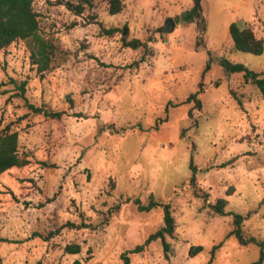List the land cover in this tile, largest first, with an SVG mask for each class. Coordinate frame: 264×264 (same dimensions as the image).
I'll return each instance as SVG.
<instances>
[{"label": "rangeland", "instance_id": "374dc122", "mask_svg": "<svg viewBox=\"0 0 264 264\" xmlns=\"http://www.w3.org/2000/svg\"><path fill=\"white\" fill-rule=\"evenodd\" d=\"M121 2L110 14L109 0H36L39 35L53 49L42 74L31 40L0 53V131L18 134L29 161L0 175L2 263L122 264L126 253L130 264H208L220 244L210 264H252L259 248L230 232L240 214L243 236L264 241V99L220 60L264 72V51H234L228 32L246 23L264 41V0H202L203 32L181 20L191 0ZM168 18L173 30L160 33ZM112 28L119 32L103 34ZM122 37L143 46L124 47ZM21 81L28 102L65 115L31 114L15 88ZM197 92L200 109L185 103ZM149 195L175 217L167 257L160 240L129 253L163 224L161 208L140 212L132 203ZM219 198L225 215L211 208ZM69 245L79 253H67ZM191 246L203 250L189 258Z\"/></svg>", "mask_w": 264, "mask_h": 264}, {"label": "trees", "instance_id": "16d2710c", "mask_svg": "<svg viewBox=\"0 0 264 264\" xmlns=\"http://www.w3.org/2000/svg\"><path fill=\"white\" fill-rule=\"evenodd\" d=\"M36 0H0V53L6 51V49L16 41H27L31 40L37 46L36 54L32 53L30 55L32 64L37 66V70L40 74L44 73L49 69L51 57L53 53L52 45L48 41H44L39 35V24L38 16L33 9V3ZM192 7L189 11L185 12L181 20L186 23L195 22L196 26L200 29L199 31H204V18L202 15V0H191ZM65 5L77 14H81L83 9L80 5H71L66 2ZM122 9L121 0H109V13L117 14ZM103 34L113 35L119 32L118 29H103ZM229 36L232 42L233 50L240 51L243 53H249L253 55H261L264 51V41L258 38L251 27L246 23H232L228 28ZM124 47L136 50L143 46L137 39H131L126 41L124 37L121 38ZM201 43L199 39L196 42L198 46ZM145 53V49H144ZM143 56L140 58V62H143ZM220 64L224 70L230 74H241L245 83L252 84L264 99V72L257 73L248 69L243 64H233L225 59L220 60ZM133 65L138 66V62ZM210 67V61H207L205 70L207 71ZM15 84V82H13ZM16 90H18L19 95L24 99V106L34 115H42L44 118L50 120H59L63 115L64 111H55L45 108L44 106H35L34 104L28 102L24 98L26 82L21 81L18 85L15 84ZM198 92L191 94L187 97L185 103L193 102L195 103V108L200 109V101L197 98ZM79 115V114H73ZM188 116H191V112H188ZM163 122L164 120H159ZM158 123V122H157ZM157 126H155V129ZM29 164V161L25 156L20 155L18 152V134L16 132H9L8 128L0 131V175L4 172L11 170L13 168H22ZM190 168L192 175L190 177V184L195 186V173L196 168L193 166L192 161L190 162ZM228 195V194H227ZM132 203L136 205L137 210L140 212H149L155 208H161L162 210V226L150 234L142 245H138L131 250L132 254L141 253L145 247H147L152 241L160 240L165 257L169 251V244L166 241V237H173L176 221L175 217L171 213V208L169 204L161 203L154 199L152 195L145 204H142L140 200L133 199ZM227 206V200L224 198H219L211 205L214 213L217 215H225V207ZM119 206H114L113 210L117 211ZM264 219V217H263ZM245 220L244 216L240 214H233V229L230 232V236H234L237 242L246 246L248 244H253L259 248V257L252 264H262L264 262V241L258 240L255 237H244L242 233V223ZM68 228L82 229L90 227L87 224L75 225L72 223H66L65 226ZM33 237H38L44 241H48L52 238L53 234H48L43 236L41 234H32ZM220 248V244L215 245L211 248V257L208 264L212 262L214 257V252ZM203 250L201 246H191L188 250V257L193 258L198 253ZM65 251L69 254H77L80 251L78 245H69L65 247ZM122 264H130L129 258L126 253L121 255ZM0 264L2 260L0 258ZM73 264H81L79 261H75Z\"/></svg>", "mask_w": 264, "mask_h": 264}, {"label": "water", "instance_id": "95a60500", "mask_svg": "<svg viewBox=\"0 0 264 264\" xmlns=\"http://www.w3.org/2000/svg\"><path fill=\"white\" fill-rule=\"evenodd\" d=\"M173 28H174V21L172 18H168L164 22L163 26L159 29V32L160 33H169L173 30Z\"/></svg>", "mask_w": 264, "mask_h": 264}]
</instances>
